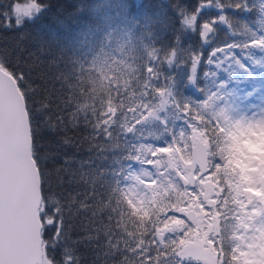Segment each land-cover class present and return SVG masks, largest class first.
Returning a JSON list of instances; mask_svg holds the SVG:
<instances>
[{
	"label": "trees",
	"instance_id": "trees-1",
	"mask_svg": "<svg viewBox=\"0 0 264 264\" xmlns=\"http://www.w3.org/2000/svg\"><path fill=\"white\" fill-rule=\"evenodd\" d=\"M28 2L41 10L17 25L12 8ZM263 46L264 0H0V67L28 116L44 264H198L184 252L200 238L186 214L198 206L215 216L217 234L203 237L214 264H264L240 202L255 159L240 163L229 134ZM194 138L208 148L214 207L173 170ZM140 169L152 176L138 197Z\"/></svg>",
	"mask_w": 264,
	"mask_h": 264
},
{
	"label": "rangeland",
	"instance_id": "rangeland-1",
	"mask_svg": "<svg viewBox=\"0 0 264 264\" xmlns=\"http://www.w3.org/2000/svg\"><path fill=\"white\" fill-rule=\"evenodd\" d=\"M34 2H28L24 4L14 5L12 8V16L15 19L17 18V6H19L20 18L31 19L35 16L40 10L35 11L31 10L29 6ZM25 10L33 11V14L30 17H26L23 15ZM21 20V21H22ZM17 24V23H16ZM264 52V46H263ZM222 62L228 64L230 61V57L226 56L224 53ZM257 66H259L262 70H264V55L256 56L254 58ZM244 71L246 72L248 78H252L254 75L253 69H249ZM243 71V69H241ZM257 77V78H256ZM252 87L249 90V93L246 94V97L239 102L240 106H236L235 110L230 114L229 120V134L231 140L234 142L236 148L237 159L241 163L244 159L246 162V158L248 156H252L255 159V163H253L254 171H256V179L250 185L253 187L254 191L252 197L250 199L241 198L240 202L242 206L246 209V212L250 215L249 218L256 216V222L258 226V231H253L251 234L252 241L256 240L255 238H259V243L262 245L264 249V72H260L259 75H256L252 79ZM237 101V100H234ZM158 116V113L151 112L148 114V120H153ZM246 157V158H245ZM189 161L181 160V162H174V172L179 175L180 180L185 179L187 177V172L185 170V165ZM244 162H242L244 164ZM149 173V172H148ZM144 169H140L136 172L131 180V186L135 189L138 197L142 196L139 194L145 192V183L150 181L152 175L148 174ZM200 186L206 192L207 199L203 202L204 207H214L215 200L219 195L217 186L210 182L209 178H201L200 181H196L195 186ZM248 194V191L242 189ZM259 191H261L260 195H258ZM211 196V197H210ZM213 198V199H211ZM198 210L194 213L193 211H188L187 219L192 222V226L195 228L197 235L200 238L197 239L196 243L193 246H189L187 250H185V256L197 255L196 261L198 264L201 261L202 264H214L215 260L213 259V253L209 249V245L207 244L206 238H203L206 233L209 234H217L215 228V216L211 215L209 218L208 212L202 210L201 206H198ZM190 212V213H189ZM192 218V219H191ZM210 220V227L207 229V225L205 224L207 220ZM216 231V232H215ZM212 236V235H211ZM193 253V254H192ZM262 254L263 251H262ZM262 260L264 262V257L257 254L255 255V261ZM255 261H252L253 263Z\"/></svg>",
	"mask_w": 264,
	"mask_h": 264
},
{
	"label": "water",
	"instance_id": "water-1",
	"mask_svg": "<svg viewBox=\"0 0 264 264\" xmlns=\"http://www.w3.org/2000/svg\"><path fill=\"white\" fill-rule=\"evenodd\" d=\"M207 151L199 138L192 140L190 162L186 165L188 176L181 181L183 187H194L196 170L199 177L208 172ZM10 175L17 209L25 219L32 244L40 249L38 264H42L40 178L31 153L28 116L14 78L0 67V194ZM163 237L156 234L159 245L163 244Z\"/></svg>",
	"mask_w": 264,
	"mask_h": 264
},
{
	"label": "snow or ice",
	"instance_id": "snow-or-ice-1",
	"mask_svg": "<svg viewBox=\"0 0 264 264\" xmlns=\"http://www.w3.org/2000/svg\"><path fill=\"white\" fill-rule=\"evenodd\" d=\"M29 8L35 12L39 10V5L32 3ZM32 14L33 11L30 10L23 12L26 17ZM21 20L17 6V25ZM48 223L52 224L54 220ZM48 247L49 245H45L44 255H47ZM51 247L54 249L55 244ZM40 255V249L31 242L24 217L17 209L10 175L3 193L0 194V264H38ZM64 264H73V257L64 258Z\"/></svg>",
	"mask_w": 264,
	"mask_h": 264
},
{
	"label": "clouds",
	"instance_id": "clouds-1",
	"mask_svg": "<svg viewBox=\"0 0 264 264\" xmlns=\"http://www.w3.org/2000/svg\"><path fill=\"white\" fill-rule=\"evenodd\" d=\"M205 31L207 32V29Z\"/></svg>",
	"mask_w": 264,
	"mask_h": 264
}]
</instances>
